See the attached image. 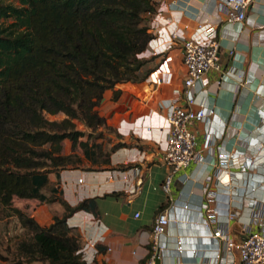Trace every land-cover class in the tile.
<instances>
[{
  "label": "crops",
  "instance_id": "obj_1",
  "mask_svg": "<svg viewBox=\"0 0 264 264\" xmlns=\"http://www.w3.org/2000/svg\"><path fill=\"white\" fill-rule=\"evenodd\" d=\"M200 24L217 27L223 71H209L207 86L192 89L197 103L205 104L214 115L207 123L191 126L201 159L175 173L167 194L161 189L170 172L164 151L167 117L178 97L177 104H186L180 49L185 38L207 40ZM150 26L154 40L141 57L150 59L149 67L156 69L143 82L117 85L122 90L117 101L107 91L100 107L116 134L114 144L128 146L111 154L112 169L60 173L63 196L70 205L97 199V212L78 211L68 223L78 228L85 249L95 256L92 264H145L157 215L169 209L172 219L165 235L163 264H213L218 251L219 264H236L239 252H226L225 243L212 233L223 226L235 242L243 241L252 201L264 200V0H252L246 19L236 23L227 22L219 0H159ZM172 32L180 39L172 40ZM155 73L162 77L159 84L154 82ZM207 135L215 144L204 149ZM251 152H259L260 162L247 173L232 167L236 175L230 186L214 181L212 201L205 186L216 164L224 155L245 157ZM132 165L137 169L129 168ZM50 178L57 180L54 174ZM31 203L18 197L12 201L21 210ZM207 204L208 209L204 208ZM44 206L45 211L31 209V217L43 225L65 212L57 202ZM231 212L237 217L229 220ZM252 229L259 231L261 226L253 224Z\"/></svg>",
  "mask_w": 264,
  "mask_h": 264
},
{
  "label": "trees",
  "instance_id": "obj_2",
  "mask_svg": "<svg viewBox=\"0 0 264 264\" xmlns=\"http://www.w3.org/2000/svg\"><path fill=\"white\" fill-rule=\"evenodd\" d=\"M158 6L159 0H0V210L26 230L6 247L18 257L14 264H87L83 236L68 219L97 212V199L70 205L60 173L112 169L111 154L128 146L106 149L93 132L114 131L100 113L106 92L117 101V85L143 82L156 69L141 55L154 40L150 21ZM60 113L65 118H49ZM65 140L92 167H80L79 154H65ZM14 197L57 202L65 212L43 225L13 206Z\"/></svg>",
  "mask_w": 264,
  "mask_h": 264
},
{
  "label": "built area",
  "instance_id": "obj_3",
  "mask_svg": "<svg viewBox=\"0 0 264 264\" xmlns=\"http://www.w3.org/2000/svg\"><path fill=\"white\" fill-rule=\"evenodd\" d=\"M252 0H219V10L226 16L227 22H243L247 17V12ZM200 29L205 28L207 40L201 41L193 38L183 39L181 46V61L184 77V90L182 91L186 104L179 105L177 98L175 103L170 106V112L167 117V134L165 140V163L170 167V172L161 184V189L170 194L174 181L175 173L183 168L188 167L193 162L201 159V152L197 150V134L192 129L195 122L207 123L214 115V111L203 103H197V97L192 91L197 85L205 88L208 84L207 75L209 71L215 69L222 72V65L219 55V41L217 39V27L205 26L200 24ZM157 34V33H156ZM171 39H180L176 32L170 33ZM162 77L155 73L154 82L161 83ZM264 120V119H263ZM215 141L208 137L204 144V149L210 148ZM259 152H251L243 157L240 154L233 153L224 155L218 164L213 176H210L206 186L205 193L214 200V192L211 191L214 181L230 186L235 178L236 173L232 167H239L244 172L253 169L260 162ZM135 168V167H134ZM137 169V168H135ZM213 196V198H212ZM204 208H209L208 204ZM140 214L137 213L136 217ZM229 220L235 219L237 213H229ZM171 213L169 209L163 210L157 215L152 229L151 253L145 264H156L157 259H162L165 246V235L171 224ZM253 224L261 226V230L254 231ZM246 237L243 241L235 242L228 231L223 226L219 227L212 233L217 241L225 243V250L231 253L237 250L240 260L236 264H264V200L259 202L254 199L251 203L250 218L246 225ZM89 244L94 245L93 242ZM111 250V249H109ZM178 250L181 252L182 244L178 241ZM95 256L89 255L88 249H83V259L87 264H92ZM221 251L211 259L213 264H219Z\"/></svg>",
  "mask_w": 264,
  "mask_h": 264
},
{
  "label": "rangeland",
  "instance_id": "obj_4",
  "mask_svg": "<svg viewBox=\"0 0 264 264\" xmlns=\"http://www.w3.org/2000/svg\"><path fill=\"white\" fill-rule=\"evenodd\" d=\"M49 118L51 120H61V119L65 118V115L63 113H60L58 115H50ZM77 128L79 130L85 131L86 134L93 132L91 129L86 128L81 123L77 124ZM93 133H94V137L98 136L97 141L100 143H103V145L106 147V149H109L115 143L116 134L112 130L99 129ZM86 137H88V136L86 135L84 137V139H86ZM63 152L65 154H79L84 158L82 150L79 147L74 148L72 145V142L69 140H65ZM79 165H80V167H84V168L92 167V164L88 160H86L85 158H84L83 162ZM33 201H34L33 204L31 203L30 205L28 204V205H25L23 207V210L30 217L32 215L31 209L34 207H36L37 210H39V211L40 210L45 211L44 204H40L36 200H33ZM54 203H56V202H54ZM51 205H53V204H51ZM25 233H26V230L21 228L16 217L15 218L6 217V213H4V211L0 210V253H1L0 254V264H14L18 260V257L16 256L15 253H13L12 250H10L9 253H8V251H6V247L8 246V244H10V246L15 247L16 238L20 235L23 236ZM13 239H14V243L12 241Z\"/></svg>",
  "mask_w": 264,
  "mask_h": 264
},
{
  "label": "water",
  "instance_id": "obj_5",
  "mask_svg": "<svg viewBox=\"0 0 264 264\" xmlns=\"http://www.w3.org/2000/svg\"><path fill=\"white\" fill-rule=\"evenodd\" d=\"M156 264H163L162 259H157V260H156Z\"/></svg>",
  "mask_w": 264,
  "mask_h": 264
}]
</instances>
